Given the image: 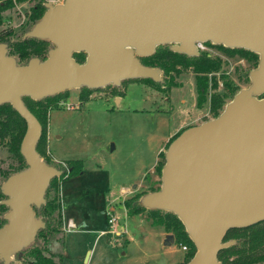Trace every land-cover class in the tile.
Instances as JSON below:
<instances>
[{
  "label": "water",
  "instance_id": "water-1",
  "mask_svg": "<svg viewBox=\"0 0 264 264\" xmlns=\"http://www.w3.org/2000/svg\"><path fill=\"white\" fill-rule=\"evenodd\" d=\"M46 8L26 34L52 43L46 60L18 65L0 44V105L10 104L25 121L20 154L27 165L1 185V204L9 210L0 228V261L21 258L45 227L33 207L45 204L50 181L62 174L37 153L42 127L22 98L38 101L124 80L159 82L161 70L139 58L164 45L195 56L196 42H210L258 55L250 86L218 117L185 129L168 145L161 187L140 203L182 223L195 247L187 264H221L219 252L234 244L224 242L227 231L264 222V0H63ZM75 53L86 54L84 63ZM174 241L167 234L164 245Z\"/></svg>",
  "mask_w": 264,
  "mask_h": 264
},
{
  "label": "rangeland",
  "instance_id": "rangeland-1",
  "mask_svg": "<svg viewBox=\"0 0 264 264\" xmlns=\"http://www.w3.org/2000/svg\"><path fill=\"white\" fill-rule=\"evenodd\" d=\"M32 1L18 0L15 4L13 1L7 8L11 14L9 24L17 28ZM206 44V52L222 60L217 72L208 76L217 85L209 89L207 101L201 107L197 105L198 76L191 69H179L160 93L141 79L89 89L88 99L83 103L81 88L59 93L63 96L56 99L58 107L48 113L46 153L52 167H63L65 161H79L83 174L60 186L67 217L83 222L78 230L68 229L62 264H187L190 261L187 262V253L178 243L164 246L163 226L150 224L147 213L128 216L123 203L135 194H140L141 200L160 189L163 155L168 145L188 126L212 119L208 102L212 95L250 86L249 77L246 82L242 76L255 66L238 54L230 57L221 45ZM82 59L83 63L86 56ZM162 80L167 78L161 70ZM229 101L225 100L221 112ZM49 102L53 101L44 103ZM12 163V155L0 147V184L4 182L2 173ZM108 211L116 218L114 232L108 231Z\"/></svg>",
  "mask_w": 264,
  "mask_h": 264
},
{
  "label": "trees",
  "instance_id": "trees-1",
  "mask_svg": "<svg viewBox=\"0 0 264 264\" xmlns=\"http://www.w3.org/2000/svg\"><path fill=\"white\" fill-rule=\"evenodd\" d=\"M43 0H41V3ZM41 3L39 5H41ZM12 2H6L0 5V13L11 7ZM42 7V6H41ZM42 12L39 10H31L29 13V22L31 25L36 24L41 18ZM34 39L28 38L24 42H30ZM6 44L8 47V55L15 58L18 65H25L30 59L37 58L41 61L47 58L48 52L52 49V44ZM230 55L238 54L242 58H246L250 64L257 67L258 55L244 49H227L220 46ZM85 54H73V58L82 63ZM140 63L146 67H157L163 71L166 77L173 78V74L179 73V69H191L198 76L196 80V93L199 103H203L209 90L208 75L216 72L220 67L221 61L215 62L206 54L199 56L187 57L184 54L173 52L168 46H159L156 52L149 57L139 58ZM173 73V74H172ZM249 72L242 77L248 82ZM143 83L149 87L160 89L161 86L169 85V81L163 83H155L151 79H141ZM216 83L214 87H216ZM241 90L227 89L223 97L214 95L211 99V108L214 112V118L218 117L222 112L221 103L226 99L230 101ZM90 90L81 88L80 102L88 99ZM63 95H55L44 98L42 100H32L28 97L23 99L25 106L36 117L42 127L41 138L36 146V151L40 158L49 166L50 157L46 153L47 149V129H48V113L52 108L58 107V99ZM264 97V96H263ZM57 99V100H56ZM222 99V100H221ZM46 100H52L50 104ZM229 101V102H230ZM45 102V103H44ZM220 108V110H218ZM26 130L25 121L13 110L10 104L0 105V147L6 148L12 155L13 163L9 170L2 173L4 181L11 175L16 174L27 168L24 158L20 154V145ZM178 136V135H177ZM176 136V137H177ZM175 137V138H176ZM173 138V140L175 139ZM172 140V141H173ZM171 141V142H172ZM164 157V155H163ZM165 160V159H164ZM165 163V161H164ZM64 166L54 167L61 171L60 177L53 178L45 193V204L40 208L33 207L35 217L41 219L45 227L38 231L35 241L22 251L21 258L15 255L10 264H62L63 256L59 251L65 243V228L63 219V209L60 198V186L66 180L75 178L82 173V166L79 161H65ZM67 166V167H66ZM161 168L158 169L160 171ZM0 184V228L6 223L3 219L9 208L2 205L5 199L1 192ZM153 191V190H152ZM140 194H135L131 198L124 201L123 205L128 216L147 213V219L153 226H163L167 234L174 236L176 243L179 245L187 244L189 251L186 258L187 262L191 260L195 253V247L191 243L188 235L178 218L168 212L159 210H146L140 203ZM234 241V244L223 249L218 254V261L221 264H263L264 263V222L243 229H231L226 232L224 242ZM191 248V249H190ZM0 264H3L0 261Z\"/></svg>",
  "mask_w": 264,
  "mask_h": 264
},
{
  "label": "flooded vegetation",
  "instance_id": "flooded-vegetation-1",
  "mask_svg": "<svg viewBox=\"0 0 264 264\" xmlns=\"http://www.w3.org/2000/svg\"><path fill=\"white\" fill-rule=\"evenodd\" d=\"M9 1H11L12 3H13V1H15V3H16V1H18V0H0V5L1 6H3L6 2H9ZM41 3V0H34V1H32V6L30 7V9H28V11H26V14L25 15H23L24 16V20H23V22L17 27V28H15V27H13L11 24H9L10 23V19H11V14L9 13V9H5V10H3L1 13H0V44H40V46L42 47V46H45V45H43V44H52L50 41H48V40H42V39H36V38H31V39H34L33 41H30V42H24L26 39H28L29 37H26V34L32 29V27L35 25V24H33V25H31L30 24V22H29V13H30V11L31 10H39V12H42V15H41V18H42V16L45 14V12L47 11V8H46V5L48 4V3H46L44 0H43V2L41 3V5H39ZM50 5V4H49ZM42 6V7H41ZM5 14V15H4ZM7 18V19H6ZM40 18V19H41ZM7 21L6 23H5V25H4V21ZM8 24V25H7ZM52 48H53V45H52ZM168 48H170V47H168ZM225 48V47H224ZM6 49H7V55H8V47L6 46ZM227 49H230V48H227ZM206 50H207V44H206V42L204 43V50H202V51H199L198 50V54L197 55H195V56H199V55H202V54H206L207 55V57H209V58H211L213 61H215V62H219V61H221L222 59H221V57L220 56H217V57H215V56H212L210 53H208V52H206ZM156 52V51H155ZM177 53V52H176ZM75 54H79V53H75ZM83 54H85V53H83ZM179 54H181V53H179ZM185 55V54H184ZM9 56V55H8ZM85 56H86V54H85ZM187 56V55H186ZM232 55H230V57H231ZM187 57H192V56H187ZM144 58V57H143ZM16 60V59H15ZM46 60V59H45ZM41 61V60H40ZM44 61V60H43ZM43 61H41V62H43ZM16 63H17V61H16ZM84 63V62H83ZM18 64V63H17ZM82 64V63H81ZM219 64H221V63H219ZM154 69H157V67H154ZM217 72V71H216ZM216 72H213V74L211 73V74H209L210 76H213ZM173 74V73H172ZM208 75V76H209ZM165 78H167V81H169L170 80V77H166L165 76ZM209 81V87L212 89V88H215L214 87V85H215V83L217 84V82H215L214 80H211V82H210V80H208ZM154 82V81H153ZM164 82V80H162L161 82L159 81V82H155V83H163ZM213 82V83H212ZM165 86H167V85H164V86H161V88L160 89H158V88H152L151 87V89L152 90H155L156 92H158V93H160V92H162V90L165 88ZM209 88V89H210ZM209 91V90H208ZM225 94V93H224ZM224 94H222V93H218V94H214V95H219L221 98L223 97V95ZM214 95H212L210 98H209V112H210V114L212 115V119H214V112H213V110H212V108H211V99L213 98V96ZM207 97H208V94H207V96H206V99H205V101L203 102V103H199V100H198V96H197V105L198 106H203V104L207 101ZM25 97H23L22 98V100L24 99ZM31 99V98H30ZM222 100V99H221ZM24 103V102H23ZM223 102L221 103V105H220V108H221V106L223 107ZM25 105V104H24ZM12 107V106H11ZM27 108V107H26ZM220 108L218 109V110H220ZM28 109V108H27ZM14 110V109H13ZM15 111V110H14ZM188 128H189V126H188Z\"/></svg>",
  "mask_w": 264,
  "mask_h": 264
},
{
  "label": "built area",
  "instance_id": "built-area-1",
  "mask_svg": "<svg viewBox=\"0 0 264 264\" xmlns=\"http://www.w3.org/2000/svg\"><path fill=\"white\" fill-rule=\"evenodd\" d=\"M46 3L52 5V6H56V5H59L63 2V0H44ZM14 4H15V1H14ZM204 43L205 42H196V47H197V50L199 51H202L204 50ZM116 223V218L114 217V215H112L109 211L107 212V224H108V231H112L114 232V224ZM68 229H71L73 228V225L71 223L68 224L67 226ZM119 235V232L118 234ZM181 246V249L188 253L189 251V248L186 246V245H180Z\"/></svg>",
  "mask_w": 264,
  "mask_h": 264
},
{
  "label": "crops",
  "instance_id": "crops-1",
  "mask_svg": "<svg viewBox=\"0 0 264 264\" xmlns=\"http://www.w3.org/2000/svg\"><path fill=\"white\" fill-rule=\"evenodd\" d=\"M80 175H83L82 173L80 174ZM79 175V176H80ZM79 176H77V177H79ZM77 177H75V178H77ZM75 178H72V179H75ZM72 179H69V180H66V181H64L61 185L63 186L66 182H68V181H71ZM66 184H68V183H66ZM62 209H63V219H64V228H65V238H67V234H69V230H68V228H67V226H68V224L69 223H71L72 225H73V228L74 229H79V226L81 225V224H83V222L81 221V220H79V219H77L76 221L75 220H73L71 217L69 218V217H67V214H66V210L62 207ZM86 217H87V219H88V215L86 214ZM147 219V218H146ZM147 221L151 224V222L147 219ZM72 229V228H71ZM87 232H89V231H87ZM103 233H105V232H103ZM166 233V232H165ZM115 234L117 235L118 234V232H115ZM166 235H167V233H166ZM165 241V240H164ZM164 244V243H163ZM165 246V245H164ZM63 248H64V246L62 247V250H61V254H62V256H63ZM64 257V256H63Z\"/></svg>",
  "mask_w": 264,
  "mask_h": 264
}]
</instances>
